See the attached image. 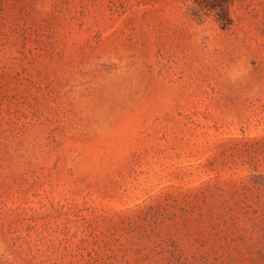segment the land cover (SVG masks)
Wrapping results in <instances>:
<instances>
[{
	"label": "rangeland",
	"instance_id": "374dc122",
	"mask_svg": "<svg viewBox=\"0 0 264 264\" xmlns=\"http://www.w3.org/2000/svg\"><path fill=\"white\" fill-rule=\"evenodd\" d=\"M0 264H264V0H0Z\"/></svg>",
	"mask_w": 264,
	"mask_h": 264
},
{
	"label": "trees",
	"instance_id": "16d2710c",
	"mask_svg": "<svg viewBox=\"0 0 264 264\" xmlns=\"http://www.w3.org/2000/svg\"><path fill=\"white\" fill-rule=\"evenodd\" d=\"M216 16H217V21L221 25L222 29L227 28L230 23L228 7L226 5L222 6L217 12Z\"/></svg>",
	"mask_w": 264,
	"mask_h": 264
},
{
	"label": "clouds",
	"instance_id": "9594fccd",
	"mask_svg": "<svg viewBox=\"0 0 264 264\" xmlns=\"http://www.w3.org/2000/svg\"><path fill=\"white\" fill-rule=\"evenodd\" d=\"M230 75H232L233 77L235 76V74H234V73H230Z\"/></svg>",
	"mask_w": 264,
	"mask_h": 264
}]
</instances>
